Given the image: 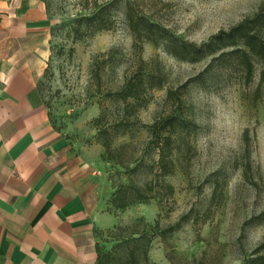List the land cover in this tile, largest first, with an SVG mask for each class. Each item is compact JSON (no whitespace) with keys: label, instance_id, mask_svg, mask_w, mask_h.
<instances>
[{"label":"rangeland","instance_id":"rangeland-1","mask_svg":"<svg viewBox=\"0 0 264 264\" xmlns=\"http://www.w3.org/2000/svg\"><path fill=\"white\" fill-rule=\"evenodd\" d=\"M57 1L62 7L51 17L49 56L39 76V90L57 128L87 148L101 146L100 160L112 193L120 183H128L129 178L114 160L102 158L105 148L100 143L99 128L111 132L114 147L130 144L120 153L124 162L131 164L134 158L149 151L148 133L142 125L151 124L163 114L169 88L181 87L183 91L182 112L190 124L178 126L175 136L176 171L168 177L176 189L175 208L167 214L153 199L118 211L117 223L127 224L136 217H144L149 223L158 220L166 226L192 208L203 210L209 203L213 175L218 173L227 179V184L224 202L214 217L198 232L192 221H188L166 240L156 237L151 244L148 264H192L203 255L207 257V264H242L264 235L263 223L247 226L241 236L245 221L264 209V85L262 98L258 101L252 98L259 82V70L250 86L238 83L234 74L206 82L190 81L203 70L207 60L182 61L163 47L146 42L143 58L148 69L162 71L164 85L151 90L149 104L137 113L140 120L137 130L117 127L115 122L123 115V104L110 100L106 92L122 85L132 65L133 36L120 18L113 30L73 41L72 21L83 12L81 0ZM261 2L146 0L145 9L181 38L202 42L253 14ZM103 112L104 118L97 122ZM246 128L250 129V145L243 141ZM247 148L257 186L242 173L241 163ZM112 193L107 209H112L113 213ZM116 243L109 230L101 231L102 253L112 251V255H103L106 264H127L126 247L115 249Z\"/></svg>","mask_w":264,"mask_h":264},{"label":"crops","instance_id":"crops-1","mask_svg":"<svg viewBox=\"0 0 264 264\" xmlns=\"http://www.w3.org/2000/svg\"><path fill=\"white\" fill-rule=\"evenodd\" d=\"M52 25L42 0H0V264H97L118 222L101 146L57 128L39 90Z\"/></svg>","mask_w":264,"mask_h":264},{"label":"trees","instance_id":"trees-1","mask_svg":"<svg viewBox=\"0 0 264 264\" xmlns=\"http://www.w3.org/2000/svg\"><path fill=\"white\" fill-rule=\"evenodd\" d=\"M47 14L52 17L62 6L57 0H42ZM81 12L73 19L71 33L73 41L92 38L96 34L113 30L120 18L126 23L133 36V62L126 71L122 85L116 90H109L106 96L123 104V115L115 122V126H123L130 130L140 123L137 113L145 108L150 100V92L164 85L165 77L160 69L150 70L143 58L144 44L151 42L161 46L169 54L191 63L207 60L203 70L190 81L206 82L208 79H224L234 74L236 81L244 86L254 83L259 70V82L253 90V101L263 96L264 85V0L251 15L232 25L228 29H220L207 40L196 42L181 38L166 25L146 12V0H110L100 3L98 0H81ZM61 10V9H60ZM182 88H169L164 101L163 114L151 124L142 125L148 133L147 151L131 161L124 162L120 152L130 144L114 147L111 132L99 128L101 144L105 148L102 158L114 160L125 169L128 183H120L112 193L110 203L114 214L128 207L149 203L155 199L161 211L169 214L175 208V186L168 177L175 174L174 160L175 136L177 127L190 124L182 112ZM104 112L97 122L104 118ZM139 126V125H138ZM140 129V127H139ZM132 130V129H131ZM134 131H132V134ZM134 135V134H133ZM250 129L243 133V141L250 145ZM247 147V146H246ZM152 156L148 158L147 156ZM243 176L253 185H258L253 177L250 151L247 148L241 163ZM213 184L208 205L203 209H190L178 220L162 226L157 220L149 223L144 217H136L127 224L117 223L108 229L117 240L113 248L125 246L127 264H148L151 244L156 237L166 240L168 236L179 230L185 222L192 221L198 232L204 224L214 217L215 211L223 204L227 179L218 173L213 175ZM112 209H108L111 212ZM264 223V209L245 221L241 236L246 227ZM102 245V244H101ZM98 246L97 264H106L103 255H112V251L102 253ZM192 264H207L206 255L193 261ZM242 264H264V235L260 243L244 258Z\"/></svg>","mask_w":264,"mask_h":264}]
</instances>
